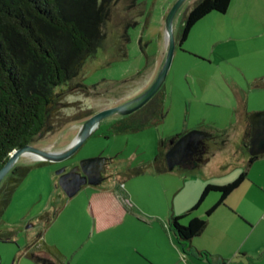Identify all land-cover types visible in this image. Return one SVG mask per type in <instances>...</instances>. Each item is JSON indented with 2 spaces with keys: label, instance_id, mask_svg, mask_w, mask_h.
<instances>
[{
  "label": "rangeland",
  "instance_id": "rangeland-1",
  "mask_svg": "<svg viewBox=\"0 0 264 264\" xmlns=\"http://www.w3.org/2000/svg\"><path fill=\"white\" fill-rule=\"evenodd\" d=\"M171 1H115L109 20L102 28L103 46L87 58L77 79L87 89L66 90L57 106L59 112L52 119L55 130L36 138L31 146L51 152L63 151L75 138L86 119L80 118L84 113L93 115L121 105L137 97L151 85L166 54L162 53L165 42L163 16H166ZM195 1L197 0H186L173 19L172 32L177 51L173 55L162 86L167 98L160 119L141 131L110 136L102 125L64 162L39 165L40 162L34 161L31 155L21 156L17 160L16 166H31V169L13 193L0 221V235L5 238L0 239V264H35L26 254L46 253L42 243L37 240L40 235H43L46 241L53 242L52 245L54 244L61 254L57 264H67L69 260L83 262V259H79L81 253L92 251L95 247L90 238L94 217L88 211L92 192L110 187L118 188L119 181L116 180L130 172L132 175L137 169H141L142 173L126 181V187L122 189L127 210L125 223H131V203L138 204L148 214L155 211L159 213L164 204L160 194L162 187L169 189L176 186V180L155 178L147 162L157 154L159 142L173 135L197 128L213 135L207 142L206 158L209 161L189 172L181 171L196 178H187V186L176 199L177 208L189 201L192 196L191 187L195 188L197 183L202 191L206 180L225 182L232 179L237 171L233 170L238 169L240 165L238 159L245 130L239 113L244 109L248 114L264 111V92L247 91L237 95L228 90L226 82L241 87L254 84L255 80L264 75V52H257V49L242 51L241 57L235 60L237 63L229 61L228 64L224 61L222 51L215 50L211 43L209 25L204 27L205 41L201 40L198 34L192 36L190 33L189 38L179 45L177 38L184 14ZM179 48L186 54L180 55ZM237 65L242 71L234 69ZM215 103L223 105L217 108ZM115 119L114 116L105 122ZM99 154L116 159L114 177L100 182L95 187H82L75 196L67 197L58 186V176L55 172L61 165L70 166ZM245 170L247 171L243 168L241 172ZM253 172L248 175V182L243 184L244 187L240 188L244 194L234 192L233 197L236 202L239 195L256 200L262 215L259 218L261 224L253 235L264 243V160L254 164ZM208 195L211 197L214 193L210 192ZM169 202L170 209L172 196ZM205 204L207 205V201ZM62 208L64 212L60 214V218L55 220L54 225L51 224ZM204 208L202 205L199 209L189 212L179 222L186 225L191 219L190 215L192 218H205ZM247 218L249 222L255 220L254 217ZM122 227L127 229L123 231V228H118L116 232L131 235V226ZM208 227L206 226L204 232ZM204 232L191 241L203 239ZM248 232L250 233L249 228ZM140 234L148 242L157 240L162 234V239L165 235L162 241L166 242L168 249L170 240L173 248L180 246L167 226V221L164 226L154 224V227L148 229L141 228ZM251 239L245 244L248 245ZM251 256L253 264H264V248L256 256Z\"/></svg>",
  "mask_w": 264,
  "mask_h": 264
},
{
  "label": "trees",
  "instance_id": "trees-1",
  "mask_svg": "<svg viewBox=\"0 0 264 264\" xmlns=\"http://www.w3.org/2000/svg\"><path fill=\"white\" fill-rule=\"evenodd\" d=\"M117 0H0V169L10 154L32 144L43 134L53 132L52 119L57 115L66 90L87 87L77 81L87 58L103 46L102 28L108 22ZM230 0H197L186 11L178 33V44L185 42L191 28L206 15L223 14ZM163 87L153 98L131 116L120 121L99 125L109 136L117 133L137 132L163 116L166 103ZM92 114L84 113L80 118ZM243 133L242 147L247 153L249 122ZM96 131V130H95ZM181 134L161 140L152 161L157 172L166 170L159 166L171 141ZM264 157L248 155L247 166ZM40 164H46L40 162ZM31 166H14L0 184V221L12 195L28 175ZM142 173L137 169L132 175ZM246 178L241 172L232 182L217 186L207 185L192 208L193 211L210 192H217V202L209 208V216L225 198ZM187 214L169 218L168 227L182 247V251L199 258L208 254L193 249L190 241L200 236L207 226L206 218H191L186 225L179 220ZM4 239L0 235V239ZM7 240V239H6ZM35 264H57L44 253L26 254ZM220 264H225L222 260Z\"/></svg>",
  "mask_w": 264,
  "mask_h": 264
},
{
  "label": "crops",
  "instance_id": "crops-1",
  "mask_svg": "<svg viewBox=\"0 0 264 264\" xmlns=\"http://www.w3.org/2000/svg\"><path fill=\"white\" fill-rule=\"evenodd\" d=\"M174 1L175 0L171 1L170 7ZM163 17L165 18V16ZM205 25H209V34L211 36V43L214 45V49L222 51L221 53L224 57V61H227L228 64L229 61L236 62L235 60L241 57L240 54H242V51L247 52L249 50L254 51L257 49V52H264V0H230L225 13L219 14L212 12L206 15L193 26L187 38H189L190 33L192 36L198 34L201 40L204 39L205 41L206 38L203 34ZM166 50L167 42L165 38L162 53H166ZM178 50L180 55L186 54L181 51L180 48ZM176 51L177 49H175L174 54ZM234 69L242 71L238 65L237 67L234 66ZM224 78L226 77L224 76ZM226 85L228 86V90H232L237 95L238 93L245 94L247 91L256 92L258 90L259 92H264V75L260 77L259 80H255L254 84H245V86L241 87L236 84L231 85L226 82ZM222 105L223 104L221 103H215V107L217 108H220ZM247 114L248 112L245 109L241 112V114L239 113V116H241L240 120H242L245 124V127ZM240 152V157L238 159L240 165L238 166V169L236 168L233 170V172L235 170L237 171H235L231 180L225 182H211L210 180L204 181L205 186H222L232 182L233 179H236L243 168L247 169V171L245 170L246 178L225 198L224 204L218 206L209 216H205L207 226L209 227L205 232L203 231V239H200L197 242L193 240L190 241V245L193 249L205 252L209 255L207 259L199 258L189 253L183 254V252H181L182 247L177 245L178 247L173 248L171 240L170 249H168L166 242L162 241L165 235H163V239L161 234L157 240H150L148 242L144 240L143 236L140 234L141 228L148 229L149 227H154V224L164 226L165 221H167L168 226L170 217H181L185 214H189L202 193L200 190L201 187L199 188L200 184L197 183L195 188L191 187L192 196L189 201H186L185 205H180V207L177 208L175 202L177 197L185 189V186H187V178H196L194 175L190 176L182 173L181 171L189 172L193 169L186 170L181 167H176L172 171H168L164 159V162H162L159 167L161 169L166 167V170L157 172L152 166L153 158L147 163L148 166H150V169L153 170L151 174H153L155 178H159L161 180H165V178H172L176 180V186L169 189L164 186L162 187L160 194L164 204L161 207L160 212L158 213L155 211L153 214H148L147 212H144L143 208H141L138 204L131 203V223H125L127 210L124 202L126 199L125 197H122L124 194V190L122 189L126 187V181L135 176L131 175V172L119 178V180H116L119 181L118 188L110 187L102 191L94 190L89 198L88 211H90L94 217V227L90 238H92V242L95 243V247L92 251L88 250V252L81 253L79 259H83V262L69 260L67 264H220L221 260L225 262V264H247V262L248 264H253L254 261L251 258L253 257L251 254L256 256L261 249L264 248L263 240L258 237L256 238V235H253L255 230L261 224L259 218L260 215H262V211L259 209L256 200H251L248 197H241L239 195L236 202L234 201L235 199L233 194L234 192H238L239 194L242 193V189L240 190V188H242V186L244 187L243 184L248 182V175L253 172L254 164H258L260 161L262 162L264 157L257 159L247 166L248 153L244 151L243 147L240 148ZM208 161L209 160L205 156L201 165L206 164ZM220 168H222V166H220ZM175 170L180 171V173H176ZM207 182L210 183L208 184ZM213 193L214 195H211V197H209L208 193L203 201L194 210L199 209L203 205L205 207L203 209L205 215L206 211L211 208L219 198V194L217 192ZM171 196L172 204L169 209V199ZM206 201L207 205L205 204ZM62 212H64V208H62L59 214L55 216L51 224H55V220L60 218V214H62ZM248 216L254 217L255 220L253 222H249V219L247 218ZM190 218H192L191 215ZM247 223H250V225ZM124 225L131 226V235H123L121 232H116L118 228H123L122 230L125 231L127 227H122ZM248 228L250 229V233L248 232ZM247 232L249 233L248 236ZM93 235H95V237H93ZM250 238L252 239L249 244L246 245L245 243ZM37 240L40 244L42 243L43 250L46 252L45 254L58 262L61 254L54 247V244L52 245L53 242L46 241L43 235H40ZM40 254L44 255V253L41 252Z\"/></svg>",
  "mask_w": 264,
  "mask_h": 264
},
{
  "label": "water",
  "instance_id": "water-1",
  "mask_svg": "<svg viewBox=\"0 0 264 264\" xmlns=\"http://www.w3.org/2000/svg\"><path fill=\"white\" fill-rule=\"evenodd\" d=\"M185 1L186 0H175L164 18L165 38L167 42L165 58L156 78L144 92L126 103L101 110L86 118L79 127L75 138L63 151L51 152L37 149L31 145H26L20 149L14 150L0 169V184L10 173L21 156L31 155L33 160L38 162H64L75 154L103 120L114 115L128 116L148 103L163 86L170 69L174 51L176 49V42L172 32V23L176 12ZM248 122L250 130L247 153L251 157L264 155V111L250 113L248 115ZM211 137V133L207 131L194 129L183 133L174 142L171 141L169 148L164 154L167 170L172 171L176 167H181L186 170L194 169L196 166L191 164L193 155L199 149L204 148V141ZM103 159L104 158L102 157L96 156L81 160L78 167L71 169L67 173H64L65 167L59 168L55 172L58 176L59 188H61L67 197L71 198L75 196L84 185L92 187L98 185L101 181V174L104 172L103 169L100 171L98 166ZM79 168L83 174L82 176L77 172ZM92 170L95 179L89 178V172Z\"/></svg>",
  "mask_w": 264,
  "mask_h": 264
},
{
  "label": "flooded vegetation",
  "instance_id": "flooded-vegetation-1",
  "mask_svg": "<svg viewBox=\"0 0 264 264\" xmlns=\"http://www.w3.org/2000/svg\"><path fill=\"white\" fill-rule=\"evenodd\" d=\"M141 94V93H140ZM139 94V95H140ZM133 99V98H132ZM131 100V99H130ZM129 100V101H130ZM128 102V101H127ZM124 103H126V102H124ZM147 104V103H146ZM145 104V105H146ZM141 109V108H140ZM133 114V113H132ZM115 117H116V119L115 120H112V121H109V122H105V120H103L99 125H107V124H111V123H114V122H117V121H120V120H122V119H124V118H126V117H128V116H131V114L130 115H128V116H119V115H114ZM114 116H112V117H114ZM111 118V117H110ZM108 119V118H107ZM213 138V135H212V137L211 138H209V139H206L205 141H204V148H202V149H199L194 155H193V157H192V159H191V164L192 165H195L196 167L197 166H200L201 165V162L203 161V158L206 156V151L208 150V140H211ZM174 142V141H173ZM168 148H169V146H168ZM167 151V150H166ZM165 151V152H166ZM165 154V153H164ZM97 156H99V157H102V158H104L101 162H100V164H99V166H98V168L100 169V171L103 169L104 170V172L101 174V177H100V182H102V181H104V180H106V179H108V178H112V177H114V175L116 174V159H114V157H105V156H103L102 154H99V155H97ZM46 163V162H45ZM78 164H79V162L78 163H74V164H72V165H70V166H66V165H61V167H65V171H64V173H67L68 171H70L71 169H73V168H75V167H78ZM185 164H187V163H185ZM185 164H183V165H185ZM77 172H79L80 173V175L82 176L83 174H82V172H81V170H80V168L77 170ZM89 174H90V176H89V178L90 179H95V176H94V173H93V170L92 171H90L89 172ZM85 186H88V185H84V186H82V187H85ZM81 187V188H82Z\"/></svg>",
  "mask_w": 264,
  "mask_h": 264
}]
</instances>
